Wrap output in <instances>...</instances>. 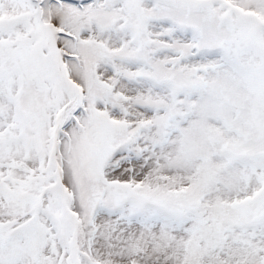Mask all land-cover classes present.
<instances>
[{"label": "snow or ice", "instance_id": "6c2138e0", "mask_svg": "<svg viewBox=\"0 0 264 264\" xmlns=\"http://www.w3.org/2000/svg\"><path fill=\"white\" fill-rule=\"evenodd\" d=\"M0 264H264V0H0Z\"/></svg>", "mask_w": 264, "mask_h": 264}]
</instances>
